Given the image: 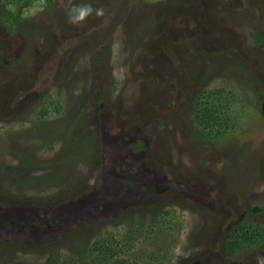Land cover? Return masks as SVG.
<instances>
[{"label": "rangeland", "instance_id": "obj_1", "mask_svg": "<svg viewBox=\"0 0 264 264\" xmlns=\"http://www.w3.org/2000/svg\"><path fill=\"white\" fill-rule=\"evenodd\" d=\"M22 1L0 0V264H264L227 246L264 226V0Z\"/></svg>", "mask_w": 264, "mask_h": 264}, {"label": "trees", "instance_id": "obj_2", "mask_svg": "<svg viewBox=\"0 0 264 264\" xmlns=\"http://www.w3.org/2000/svg\"><path fill=\"white\" fill-rule=\"evenodd\" d=\"M21 0H4L5 3H17ZM28 0H23L22 2L25 4ZM19 7L22 5L18 4ZM221 91H210L208 92V99L215 100L217 95ZM216 97V98H215ZM207 98V97H206ZM198 105H201L200 102H197ZM219 105L215 103L214 105H210V110L201 111L200 109H195L193 112V121L196 125L201 128L203 131L207 133V135H221L225 129H220L222 124L227 125L226 119L220 120L217 116V111L219 109ZM221 121V122H220ZM219 125V126H218ZM253 211H259L260 207L254 206L252 208ZM228 237V250L233 252L235 249L239 247H246L250 245H256L258 243H264V226L258 225L257 223H252L247 220H243L241 223L238 222L234 225L229 231ZM94 245V244H93ZM118 243L115 240L114 236L108 237L107 244H104V241L99 242V245H94L92 251L99 252V254H105L107 256L114 255L115 251L119 252L120 249L117 250ZM103 256V255H102Z\"/></svg>", "mask_w": 264, "mask_h": 264}, {"label": "clouds", "instance_id": "obj_3", "mask_svg": "<svg viewBox=\"0 0 264 264\" xmlns=\"http://www.w3.org/2000/svg\"><path fill=\"white\" fill-rule=\"evenodd\" d=\"M92 6L89 4L72 6L69 14V22L73 24H80L84 22L92 14ZM97 16L103 14L102 9L96 10Z\"/></svg>", "mask_w": 264, "mask_h": 264}]
</instances>
